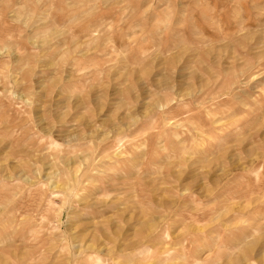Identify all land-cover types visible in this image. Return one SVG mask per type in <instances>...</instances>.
Here are the masks:
<instances>
[{
  "label": "rangeland",
  "instance_id": "1",
  "mask_svg": "<svg viewBox=\"0 0 264 264\" xmlns=\"http://www.w3.org/2000/svg\"><path fill=\"white\" fill-rule=\"evenodd\" d=\"M26 263L264 264V0H0V264Z\"/></svg>",
  "mask_w": 264,
  "mask_h": 264
},
{
  "label": "bare ground",
  "instance_id": "2",
  "mask_svg": "<svg viewBox=\"0 0 264 264\" xmlns=\"http://www.w3.org/2000/svg\"><path fill=\"white\" fill-rule=\"evenodd\" d=\"M149 226H150L149 224L145 225L144 228H143V230H142V232L147 231V229L150 228ZM79 250H80V249H79ZM79 250H78V251H79ZM71 259H72V256H71ZM77 261H78V260H77ZM26 264H27V263H26ZM71 264H73V263H71Z\"/></svg>",
  "mask_w": 264,
  "mask_h": 264
}]
</instances>
